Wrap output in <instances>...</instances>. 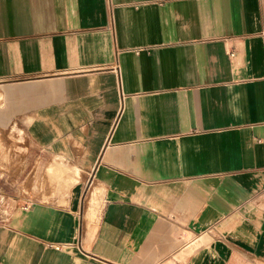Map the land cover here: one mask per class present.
Segmentation results:
<instances>
[{
  "label": "crops",
  "instance_id": "crops-1",
  "mask_svg": "<svg viewBox=\"0 0 264 264\" xmlns=\"http://www.w3.org/2000/svg\"><path fill=\"white\" fill-rule=\"evenodd\" d=\"M14 127L0 264H264V0H0Z\"/></svg>",
  "mask_w": 264,
  "mask_h": 264
},
{
  "label": "rangeland",
  "instance_id": "rangeland-1",
  "mask_svg": "<svg viewBox=\"0 0 264 264\" xmlns=\"http://www.w3.org/2000/svg\"><path fill=\"white\" fill-rule=\"evenodd\" d=\"M7 130V129H6ZM32 149L28 144L23 133L16 131V128H9L6 132H0V199L3 196L5 201L0 200V212L5 210L9 203L13 202L10 199L15 198L19 191V181L17 177H22L29 171L14 169L15 163L31 152ZM31 154V153H29ZM67 171H56L48 169L45 172V184H42L43 194L53 192V178H58L65 175ZM76 171L74 176L71 174L72 182L77 180ZM73 178V179H72ZM52 184V185H51Z\"/></svg>",
  "mask_w": 264,
  "mask_h": 264
},
{
  "label": "built area",
  "instance_id": "built-area-1",
  "mask_svg": "<svg viewBox=\"0 0 264 264\" xmlns=\"http://www.w3.org/2000/svg\"><path fill=\"white\" fill-rule=\"evenodd\" d=\"M28 209H29L28 205H24V206L21 207V210H23V211H28ZM46 246H47V248H52L55 251H59L61 249L60 245L47 244Z\"/></svg>",
  "mask_w": 264,
  "mask_h": 264
}]
</instances>
